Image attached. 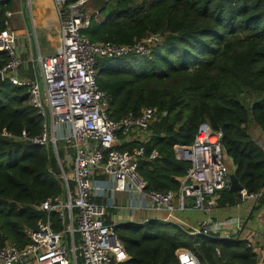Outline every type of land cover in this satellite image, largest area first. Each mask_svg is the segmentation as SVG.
<instances>
[{
  "label": "trees",
  "instance_id": "16d2710c",
  "mask_svg": "<svg viewBox=\"0 0 264 264\" xmlns=\"http://www.w3.org/2000/svg\"><path fill=\"white\" fill-rule=\"evenodd\" d=\"M76 1L65 0L63 7ZM12 2H0V30ZM99 14V21L91 16L80 31L91 41L132 44L149 34L161 38L148 55L101 58L95 64L96 83L108 96V117L137 115L143 107L159 113L143 145L157 156L137 164L146 188L177 190L189 163L176 160L173 147L189 145L198 124L207 122L221 132L231 173L244 192L263 190L264 153L247 129L254 123L264 136V0H104ZM5 61L0 52V67ZM31 66L24 77L34 78ZM40 125L25 89L0 81V132L18 136L24 130L33 137ZM138 146L132 141L117 148ZM57 174L49 147L0 136V248L28 243L24 229H34L46 216L38 206L61 193ZM239 197L228 188L216 203L233 205ZM50 217L58 230L56 215ZM114 233L127 255L124 264H177V248L191 251L199 264H256L245 240L192 234L168 221L122 222Z\"/></svg>",
  "mask_w": 264,
  "mask_h": 264
},
{
  "label": "built area",
  "instance_id": "2783aa9c",
  "mask_svg": "<svg viewBox=\"0 0 264 264\" xmlns=\"http://www.w3.org/2000/svg\"><path fill=\"white\" fill-rule=\"evenodd\" d=\"M64 1L53 0L57 30L52 52L29 51L38 78L20 75L24 64L22 45L16 43L6 22L0 30V52L6 55L0 81L24 88L28 103L41 118L39 133L33 137L24 130L18 136L2 130L0 136L49 147L61 184L59 195L46 198L38 206L45 211L44 221L37 222L34 229H24L28 243L21 248L5 243L0 248V264H78L77 259L80 264H124L127 255L114 227L128 220L120 221L118 216L140 223L147 219L136 221L139 212H162V221H169L188 206L208 212L216 205L219 192L229 188L228 168L232 164L228 166L225 160L221 132L207 122L198 124L189 145L173 147L174 158L189 163L185 174L178 178L177 190L146 188L137 164L157 156L154 149L146 152L143 145L159 113L155 107H143L137 115L127 112L118 119L108 117V96L96 83L95 64L101 58L148 55L161 38L149 34L132 44L91 41L80 33L89 22L82 11L86 0L65 8ZM4 15L10 16V12ZM132 141L139 146L131 150L117 148L120 143ZM238 193L239 199L264 201V189L256 194H246L243 189ZM51 213L56 215L58 230L52 229ZM242 225L238 218L215 220L204 216L185 231L230 238L224 229L231 227L238 232ZM260 242L264 250V224ZM246 246L250 244L246 242ZM215 253L218 255L217 249ZM174 256L177 264H199L185 248H177Z\"/></svg>",
  "mask_w": 264,
  "mask_h": 264
},
{
  "label": "crops",
  "instance_id": "0c3cea01",
  "mask_svg": "<svg viewBox=\"0 0 264 264\" xmlns=\"http://www.w3.org/2000/svg\"><path fill=\"white\" fill-rule=\"evenodd\" d=\"M12 3L10 16L17 11L19 13L17 23L22 24V28H19V37L23 51L22 58L24 60L21 75L24 76L23 74L29 68V64L32 65L29 55L31 49H35V51H39L42 54L52 52L56 44L55 32L57 30V17L53 0H30L29 6L25 1L21 2L16 0ZM10 16L5 18H9ZM5 22L8 27L6 20ZM28 30L31 31L30 34L32 35L33 42H31ZM25 47L26 50H24ZM31 67L33 75L35 76L34 71L37 72V68L35 66L34 68L33 65ZM247 130L252 140L264 153V136L260 129L254 123H249ZM230 171H232V167ZM135 216V220L138 222L144 218L161 220L165 217L162 212H139ZM204 216H209L215 220H223L226 218H238L241 220L243 225L240 231L235 232L231 227H226L224 230L228 231L231 237L245 240L249 243L250 248L256 255V264H264V250L260 242V235L264 224V201L262 199L241 197L233 205H218L216 203L208 212L196 210L188 206L185 210L174 213L173 216L169 217L170 220L168 222H172L186 230L193 227ZM118 219L120 221H130L129 218L121 216H118Z\"/></svg>",
  "mask_w": 264,
  "mask_h": 264
},
{
  "label": "rangeland",
  "instance_id": "374dc122",
  "mask_svg": "<svg viewBox=\"0 0 264 264\" xmlns=\"http://www.w3.org/2000/svg\"><path fill=\"white\" fill-rule=\"evenodd\" d=\"M29 1L30 0L26 1L28 6H29ZM21 2H24V1H21ZM103 2H104V0H102V1L86 0V2L84 3V5L82 7V11L85 12L89 16V18L91 16H93L94 19L99 21L102 17V15L99 14V7L102 5ZM6 11L11 12L12 7H11V11H10V9H8ZM18 18H19V13L17 11H15L12 16H10L9 18H5V19L8 23V28L11 31H14L16 43L20 44L21 42H20V37H19L20 36V29L19 28H22V24L17 23ZM24 50H26V47ZM34 72L37 73L36 71H34ZM6 91L10 92V90H8V89H6ZM225 160H226L228 166H230V163H231L230 159L227 156H225ZM228 171L231 172L230 168H228ZM74 237H75V240L77 241V237H78L77 233L74 234ZM77 263L80 264L79 259H77Z\"/></svg>",
  "mask_w": 264,
  "mask_h": 264
},
{
  "label": "water",
  "instance_id": "95a60500",
  "mask_svg": "<svg viewBox=\"0 0 264 264\" xmlns=\"http://www.w3.org/2000/svg\"><path fill=\"white\" fill-rule=\"evenodd\" d=\"M28 31H29V34H30L31 31L30 30H28ZM30 39H31V42H33L32 41L33 40L32 39V35L31 34H30ZM97 73H98V71H97ZM35 76H36V78H38V75L37 74ZM163 115H165V112L162 113V116ZM228 178H229V188H231V189H233V190H235L237 192H240L242 190V187L239 185V183L236 180V178L234 177L233 173H230L228 175Z\"/></svg>",
  "mask_w": 264,
  "mask_h": 264
}]
</instances>
